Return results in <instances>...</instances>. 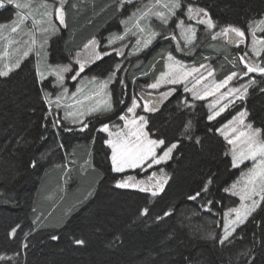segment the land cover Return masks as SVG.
I'll use <instances>...</instances> for the list:
<instances>
[{"label": "trees", "instance_id": "1", "mask_svg": "<svg viewBox=\"0 0 264 264\" xmlns=\"http://www.w3.org/2000/svg\"><path fill=\"white\" fill-rule=\"evenodd\" d=\"M119 2L66 0L64 26L50 38V60L65 64L89 41H104L119 26ZM191 5L204 9L216 28L244 29L264 15V0H195ZM6 12L5 22L13 16L10 7L0 16ZM199 33L193 49L216 71L222 69L216 74L220 80L232 71L235 58L230 49L212 47L214 36ZM164 42L147 63L149 52L121 60L126 86L156 107L147 113L150 136L163 140L164 147L177 143L169 161L146 171H112L106 137L93 131L116 121L113 112L87 120L82 132L56 129L45 100L48 84L39 82L32 57L0 76V264H264V206L227 241L219 240L222 215L237 205L225 192L237 172L215 132L222 117L209 122L203 102L190 110L178 92L165 91L170 94L164 97L141 85L162 71L164 53L171 51ZM110 52L112 47L101 46L86 73L110 75L118 64ZM111 92L118 112L121 88L112 85ZM245 110L264 138L263 90L250 93ZM162 177L163 190L153 196ZM117 181L138 186L121 188ZM144 187L149 191H141Z\"/></svg>", "mask_w": 264, "mask_h": 264}, {"label": "rangeland", "instance_id": "2", "mask_svg": "<svg viewBox=\"0 0 264 264\" xmlns=\"http://www.w3.org/2000/svg\"><path fill=\"white\" fill-rule=\"evenodd\" d=\"M65 1L66 0H63V4H61L60 0H18L21 4H28L29 7L17 9L15 3H5L4 7H0V12L6 7H10L13 10V16L6 22L3 20L8 17L9 13L6 12L0 16V24L10 25V27L0 29V70L7 71L9 74L19 67L12 68V65L16 64L17 61H19L20 65L25 59L32 57L39 82L42 83L47 81L48 84V88H45L44 94L46 96L45 100L49 112L48 114L54 120V127L56 129H62L63 131L82 132L88 128L89 122L87 120L95 115L109 116L113 112L112 117H115L116 121H111L106 124L109 126V131H102L101 129L105 124H100L93 132L97 131L104 134L106 137L105 141L111 139L115 142L117 140V133L123 132L127 134L128 132V129L125 128V121L120 119L121 116H125L128 120L136 119L137 123H139L138 118L141 116L147 121V113L149 112L145 109V105L147 104H144V101L140 100L141 94L138 93V96H136V94L131 91L133 88H128L126 86L124 81L125 71L123 70V66L126 62L121 61L122 58L123 60L125 57L134 58L140 56L143 52H149L144 59V62L147 63L158 51L162 50L160 48H162V45L165 43L164 41H168L171 45V51L164 53L162 71L158 73L153 80L141 81V85L144 86L143 88H145L146 91L151 93L163 92L164 94L165 91L169 92L171 89L178 92V94H175L176 96H180V101L184 102L183 107H190V110H192L193 105L197 102H203L207 112V121L209 122H215L218 118L222 117V121L216 127L215 132L226 144V153L231 161V166L237 172L233 181L225 188L229 189V191H225L226 193L236 198L237 205L226 210L219 221V240L220 242L222 240L223 242L227 241L234 231L245 224L259 207L264 206V201H260L255 211H253L243 223L236 225L230 224L228 231L231 234L227 239H224L226 223L225 213H229L227 217L229 221L235 219V213L230 212V210L240 208L242 202L239 195L234 194V192H239L244 187L245 181L247 180L246 174L249 169L253 167L252 160H244L242 163L233 167V144H230L228 141L235 140L241 132H247L248 129L245 125L251 124L247 119V115L243 117L244 124L242 125L240 123L239 114L246 112V98L253 91H264V73L258 71L248 72V66L264 67V45L259 43L253 44V30H255V36L258 41L264 39V37H261L264 24L258 23L264 20V15L261 18L249 21L244 29L236 27L245 33L243 42L237 44L229 42L230 37L234 36V34L230 33L228 37L216 35L224 28H216L215 25L213 28H208L206 24L199 22L201 17L192 19L188 17L187 8L189 5L194 4L195 0H180L181 7L174 9V15L168 16V22L166 24L155 15H149L141 19L139 23L140 26L145 29L144 32H140L136 27L137 18L140 17L142 13L151 9L152 12L165 11L167 14V10L157 6L155 0H120L117 7L119 12L122 11V16L118 18L119 26L115 30H109L104 41H100L97 38L93 39L95 41L94 44H86L88 45L87 48L85 46L81 49L78 48L70 55L67 63L61 64L50 60L49 46L50 38L59 31L58 26H60V28L64 26V23L61 24L56 18L55 8H62L64 17ZM44 4H47L48 7H44ZM49 11L53 13L51 24L49 23V18L44 15L45 12ZM17 13L27 17L22 24H19ZM207 18H209V16ZM14 21L19 25L15 33L11 31V27L17 26V24L13 23ZM34 21H39V23L34 25ZM181 21H183L182 25H180ZM178 25L180 26L178 27ZM53 26L55 30H53ZM189 27L195 29L194 39L191 40L187 39L190 35L188 31ZM151 31H155L158 35L152 39L150 44L144 47L143 41L149 38ZM200 31L201 34H210L212 38L213 36L215 37L211 43V45H214L212 46L213 48L219 49L220 51H229L230 49L231 57L235 58L234 62H236V64L232 66V71L220 80L217 79L216 74H219V71L221 72L222 69L216 71L209 61L210 59H207V57L199 58L198 56L202 55L200 54V50L198 49L196 51L193 49L198 42V38H200ZM117 37L123 38L118 39ZM33 39H35L34 44L32 43ZM138 40L140 41L139 45L137 44ZM101 46L112 47L113 50L109 54H113L115 59L118 60V64H116L114 71L111 72L110 75L107 74L105 78L86 73L88 72L86 68L93 65L97 51ZM138 47L139 50H137ZM253 48H255V52ZM219 50L213 51V55L219 52ZM25 52L28 54L24 55ZM257 52L259 55L256 54ZM119 53L125 56L122 57ZM169 55L173 58L171 61L168 60ZM116 56H118V58ZM241 57H243V60ZM176 62H179V64H176ZM81 64H83V70H81ZM62 68H67V71L60 72V75L63 77L61 81L57 79L56 73ZM119 68H121L122 71L120 70V75L117 76V69ZM38 69L39 73L43 74V79L38 75ZM172 72H175L176 78L183 77V79H180V82L175 84L161 82L157 88L148 87V85L154 84L158 80H168L169 77L162 76V73ZM232 73H236V75L231 80H228L227 83H224L227 77L232 75ZM245 73H247V75H245ZM73 77L76 78L73 79ZM250 81H255V83H250ZM105 84L106 87L102 88V85ZM112 85L116 88L118 87V89L121 88L122 91L120 95L121 107L118 112L116 110L114 111L113 107ZM185 88H188L189 91H185ZM193 93L196 95L194 96ZM241 93H243V98H241ZM134 100L137 106L134 111L130 113L128 109L132 107ZM102 102L110 103L111 109L109 111H89V109L94 108L97 103H101V106H103ZM57 105H59V107ZM148 107L151 108L150 106ZM209 116H213V119L209 120ZM84 125H87V127H84ZM129 127L132 126L130 125ZM253 129L257 128L253 127ZM132 130L134 131L135 128ZM144 131L148 133L147 124L144 127ZM109 132L112 133V136H109ZM148 137L152 140H158L152 138L149 133ZM104 144L109 150L111 169L113 172L117 173L113 170L111 159L112 147L105 142ZM173 144L177 146V143ZM171 145L164 147L162 144L157 147L155 149L157 156L162 155ZM240 147H243V145L238 144L237 149L239 150ZM175 148L172 149L170 157L167 160L161 161L159 164H152L151 157H149L148 160L138 167H125L121 172H128L136 169L146 171L154 166L164 164L170 160ZM150 164L151 166L149 167ZM233 184H236L235 189H232ZM253 199L260 200V197L255 196ZM243 203L251 205L252 201L246 200Z\"/></svg>", "mask_w": 264, "mask_h": 264}, {"label": "snow or ice", "instance_id": "3", "mask_svg": "<svg viewBox=\"0 0 264 264\" xmlns=\"http://www.w3.org/2000/svg\"><path fill=\"white\" fill-rule=\"evenodd\" d=\"M156 5L166 9L167 14L165 11H158V12H152L151 9L148 11H145L142 13L140 17L137 18V24L136 27L139 29L140 32H144L145 29L140 26L139 21L141 19H144L148 17L149 15H155L158 17L163 23L168 22V16L174 15V9L180 8L181 3L180 0H155ZM5 3L7 4H13L15 3V7L17 9L22 8H28V4H21L18 2V0H0V7H4ZM60 3L63 4V0H60ZM44 7H48L47 4L43 5ZM19 24H22L23 21L27 18L26 16H22L19 13H17ZM45 16L49 18V23L51 24V17L53 15L52 12H45ZM187 15L190 19L195 17H201L199 22L202 24H206L208 28H213L214 24L213 21L208 17V13L202 9V8H194L192 5H189L187 8ZM55 16L60 21L61 24L64 23V17H63V11L62 8H55ZM14 24H17L16 21L13 22ZM36 23H39V21H34V25ZM259 24H264V20L259 21ZM183 24V21L180 22V25ZM178 25V27L180 26ZM18 24L16 27H11V31L15 33L18 28ZM10 27V25H3L0 24V29ZM53 30H55L53 26ZM46 31V30H45ZM190 35L187 37L188 40L194 39L195 29L189 27L188 29ZM234 34V36L230 37L229 42L230 43H241L243 42V38L245 36V33L241 31L239 28L233 27L229 25L228 27L224 28L220 33H217V36H226L228 37L229 34ZM158 33L155 31H151L150 36L148 39L143 41V46L146 47L148 44L151 43L152 39H154ZM118 39H122L123 37H117ZM215 38V37H214ZM32 43H35V39L32 40ZM95 41H89V44H94ZM259 43L261 45H264V39L257 40L255 36V30H253V44ZM137 44H140V41H137ZM87 48L88 45H85ZM139 50V47L138 49ZM253 51L255 52V48H253ZM28 53L25 52L24 55H27ZM259 55V53H256ZM96 58H99L97 55ZM173 58L171 55L168 56V60H172ZM243 60V57H241ZM176 64H179V62H176ZM19 61H17L16 64L12 65V68L18 67ZM11 70V69H9ZM81 70H83V64H81ZM67 71V68L60 69L59 72H57V79L61 80L63 77L60 75V72ZM260 72L264 73V67L256 66H248V72ZM8 75L7 71L0 70V76H6ZM38 75H40L41 79H43V74L39 73L38 69ZM187 75V74H185ZM236 73H232L227 79L224 81V83H227L228 80H231ZM247 75V73H245ZM162 76H168L169 79L166 81L158 80L154 84L148 85L150 88H157L159 87L161 82L166 83H179L180 79H183V77L176 78L175 72L172 73H162ZM76 77H73L75 79ZM250 83H255V81H250ZM106 87L105 85H102V88ZM66 91V90H65ZM185 91H189L188 88H185ZM246 91V89H245ZM170 93H164L162 96L166 97ZM75 95V94H73ZM195 96L196 94L193 93ZM241 98H243V93H241ZM88 99V98H86ZM97 103V105L94 108L89 109L90 112H98V111H109L111 109V104L108 102H102ZM59 107V105H57ZM135 100L133 101L132 107L128 109V112H133L136 108ZM145 109L147 111H155V106L149 108L148 105H145ZM247 115L246 112H242L239 114L240 116V123L243 125L244 120L243 117ZM121 120L125 121V128L128 129L127 134H124L123 132L117 133V140L114 142L113 140L109 139L105 141L106 144H109L112 147V164H113V170L116 172H121L124 170L125 167L135 168L139 165L143 164L146 160L151 157V163L152 164H159L161 161L167 160L172 152V149L176 147L175 144L171 145V147L167 148L162 155L157 156L155 149L159 147L160 145L164 144L163 140H152L149 139L148 133L144 131V127L147 124V121L144 117H139V123H137L136 119L128 120L125 116L120 117ZM213 119V116H209V120ZM132 127H129V126ZM84 127H87V125H84ZM245 127L248 129L247 132H241L239 133V136L235 140H229L228 142L230 144H233V150H232V163L233 167L237 166L238 164L242 163L244 160H252L253 161V167L249 169L247 175V180L245 181L244 187L239 192H234V194L239 195L240 200L242 202L240 208L231 209L230 212L235 213V219L234 220H228L227 217L229 216V213H225L226 223H225V235L224 239H227L228 236L231 234L228 231L229 225H236L243 223L244 220L253 212L255 211L256 207L259 205L260 201H264V138H261V130L260 129H253L251 124L245 125ZM135 128L133 131L132 129ZM102 131L108 132L109 126L104 125L101 129ZM109 136H112V133L109 132ZM227 139V136H226ZM243 145V147H240L239 150L237 149V145ZM151 164L149 165V167ZM163 173V170H161ZM153 177H155V173H153ZM153 177H150L151 180ZM131 179V178H129ZM164 183H166V178H161L159 181H157L156 185V191H153L152 194L155 196L158 191L163 190ZM117 186L121 188L126 187H132V186H138V185H130L127 181H117ZM236 188V184L232 185V189ZM141 191H149L147 187L141 188ZM225 191H229V189H225ZM199 195V194H197ZM259 196L260 200L253 199V197ZM190 199H195V197H190ZM246 200H251V205H247L243 203ZM167 215V213H165ZM13 232H15V229H13ZM53 239H56V237H53ZM223 242V240L221 241ZM76 243L80 244L83 243V241L77 240Z\"/></svg>", "mask_w": 264, "mask_h": 264}, {"label": "flooded vegetation", "instance_id": "4", "mask_svg": "<svg viewBox=\"0 0 264 264\" xmlns=\"http://www.w3.org/2000/svg\"><path fill=\"white\" fill-rule=\"evenodd\" d=\"M112 50H113V49H112ZM119 55H120V56H122V54H121V53H119Z\"/></svg>", "mask_w": 264, "mask_h": 264}]
</instances>
